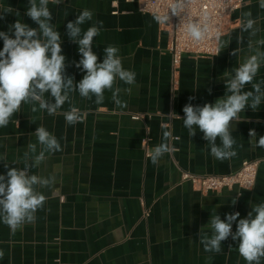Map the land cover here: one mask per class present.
Returning a JSON list of instances; mask_svg holds the SVG:
<instances>
[{"label": "crops", "instance_id": "1", "mask_svg": "<svg viewBox=\"0 0 264 264\" xmlns=\"http://www.w3.org/2000/svg\"><path fill=\"white\" fill-rule=\"evenodd\" d=\"M0 4L19 12V16L14 11L0 20V31H8L17 19L38 28L25 15L29 0H0ZM48 7L61 35L66 75L78 83L86 74L75 66L81 57L66 25L87 8L94 16L81 26L83 31L96 21L103 22L93 40L98 62L103 61L104 48L118 47L123 66L136 73V84L128 86L117 80L114 88L121 90L122 106H117L110 91L105 92L102 105L94 97L81 98L75 92L53 115L39 105L33 112L32 104H23L9 125L0 128V153L6 154L9 168L25 167L24 152L29 142L36 143L34 133L39 126L53 133L63 149L46 154L41 167L32 169L33 173L54 174L58 180L54 189H41L47 200L37 211V219L15 234L0 222V251L5 254L0 264H246L237 251L238 241L231 237L222 242L220 253L205 252L200 229L214 210L221 219L237 211L239 218H246L252 205L264 201V148L254 146L248 135L255 129L257 140L264 136V104L256 112L246 109L242 120L233 122L237 155L224 161L210 154L199 129L194 137L189 136L182 109L189 102L200 106L215 103L225 94L221 77L238 66V58L230 53L238 47L241 13L251 11L264 30V11L257 0H244L228 14L223 34H231L232 42L218 55L183 57L175 86L170 28L157 22L155 15L141 12L137 2L63 0L58 6L50 2ZM256 79H264V67ZM189 97L195 99L189 101ZM45 98L51 100L48 94ZM70 106L79 110L82 122L66 124L64 112ZM173 111L181 120L169 117ZM164 130L171 132L168 142L175 151L154 165L150 154L162 142ZM246 159L260 160L250 190L202 192L181 179L183 171L229 174ZM6 172L0 161V174ZM232 230H236L235 222ZM204 231L209 232L207 227Z\"/></svg>", "mask_w": 264, "mask_h": 264}, {"label": "clouds", "instance_id": "2", "mask_svg": "<svg viewBox=\"0 0 264 264\" xmlns=\"http://www.w3.org/2000/svg\"><path fill=\"white\" fill-rule=\"evenodd\" d=\"M50 2L58 6L63 0H29L25 15L38 28L17 19L8 26V31H0V39L3 40L0 50V128L9 125L23 104H32L33 112L37 111L35 105H39L40 110L53 115L66 102H70L71 94L75 92L81 98L91 100L94 97V102L102 105L105 92L110 91L113 101L117 106H122L119 99L121 90L114 88L117 80L128 86L136 84V73L123 66L118 47L109 45L104 48L103 61L98 62V56L93 52V40L100 34L103 22L96 21L83 31L81 26L92 21L94 16L87 8L80 12L75 21H69L66 25L67 35L78 45L81 57L75 66L86 74L78 83L74 77L66 75V57L62 54L61 35L52 23L53 15L48 7ZM193 3L194 0H173L169 9L173 14L180 15L186 6L191 7ZM257 3L259 9L264 11V0H257ZM14 11L19 16V12L10 5L0 4V20H5ZM155 19L157 22L168 21V12L157 15ZM213 27V17L207 11L199 17L190 14L182 22L185 35L196 43L205 41ZM214 38L218 41L216 55L232 42L231 34H221L219 31L215 32ZM236 42L238 47L230 55L238 58V66L226 70L221 77L225 94L215 103L200 106L189 102L182 109L185 114L183 126L189 136L194 137L199 129L207 141L210 154L220 161L237 155V141L232 135L233 122H240L241 114L246 109L256 112L264 104V79H256L264 67V30L260 27L259 18L254 17L251 11L241 13L240 33L236 36ZM248 85H251V90H246ZM127 91L130 92L131 87ZM45 94L50 95L51 100L46 99ZM193 99L195 97H189V101ZM168 115L181 120L175 111ZM64 118L68 125L82 122V114L75 106H70L64 112ZM34 135L36 143L29 142L24 152L25 167L9 168L6 154L0 153V161L7 169L5 174H0V222L8 226L12 234L37 219V211L44 208L47 200L41 189H54L58 184L56 175L33 173L32 169L41 167L47 159L46 154L62 151V145L44 126L37 127ZM248 135L254 146L264 148V136L257 140L255 129H250ZM171 138V132L164 130L162 142L150 154L154 165L166 153L175 151L168 142ZM232 203H236L235 198ZM239 217L237 211L226 213L225 219H221L214 210L208 223L200 229V243L204 251L220 253L222 242L231 237L233 241H238L237 251L246 264H264V201L252 205L246 218ZM234 222L235 232L232 231ZM205 227L210 234L204 231ZM229 248L231 250V246ZM4 255L0 251V258Z\"/></svg>", "mask_w": 264, "mask_h": 264}, {"label": "built area", "instance_id": "3", "mask_svg": "<svg viewBox=\"0 0 264 264\" xmlns=\"http://www.w3.org/2000/svg\"><path fill=\"white\" fill-rule=\"evenodd\" d=\"M137 2L139 10L145 14L163 15L168 12L169 20L161 22L163 26L170 28L169 49L173 57L174 86L175 78L184 56L214 57L218 41L214 38L215 32L224 33L226 17L228 14L240 8L244 0H194L191 7H185L180 15H175L169 9L173 0H127ZM169 9V10H168ZM209 12L213 17V30L209 37L200 43L187 37L182 28V22L188 15L199 17L203 12ZM139 118V116H134ZM260 160L246 159L240 168L229 174L222 175H197L189 171L182 172V181L189 182L196 190L202 192L220 191L223 189L250 190L254 187L259 170ZM233 231V230H232Z\"/></svg>", "mask_w": 264, "mask_h": 264}]
</instances>
